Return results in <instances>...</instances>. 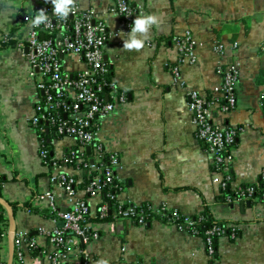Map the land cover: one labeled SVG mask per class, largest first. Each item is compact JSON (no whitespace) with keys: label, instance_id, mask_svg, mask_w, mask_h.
Wrapping results in <instances>:
<instances>
[{"label":"crops","instance_id":"0c3cea01","mask_svg":"<svg viewBox=\"0 0 264 264\" xmlns=\"http://www.w3.org/2000/svg\"><path fill=\"white\" fill-rule=\"evenodd\" d=\"M138 9L136 18L155 14L158 24L146 34L136 33L144 41L140 49L124 47L130 39L121 18L106 13L111 0H78L84 7L94 6L104 12L111 37L104 47V56L111 70V79L126 101L115 102L114 111L98 120L97 141L107 153H118L116 169L121 190L117 198L139 205L150 202L154 209L162 204L194 214L206 206L216 219L235 225L239 234L218 237L215 256L209 257L200 236L189 234L174 225L151 220L144 226L125 219L114 223L100 222L98 207L102 194L87 198L91 224L100 226L99 238L85 244L94 262L138 261L142 264H264V201L241 205L222 201L212 156L195 136L188 109L187 90L203 93L221 83L217 72L220 56L213 49L221 43L228 59L238 63L237 104L228 115L216 113L225 125H243L237 143L231 148L228 170L232 186L253 185L263 179L264 115L262 94L264 69L258 52L264 41V0H129ZM34 0H0V36L9 35V43L0 44V196L14 205L17 233H24L32 242L25 251L27 264H48L53 246L42 230L50 231L57 219L23 208L30 202L40 208L37 195L51 191L60 212L70 206L68 196L53 179L59 173L73 176L79 182L85 177L82 168L66 161L77 148L92 159V149L81 147L69 135L48 133L49 152L54 161L49 166L40 155L41 141L32 118L42 101V91L28 75L29 64L18 43L25 40L28 28L22 15L34 8ZM250 18L246 30L244 18ZM190 29L196 41V63L180 61L170 42L172 36ZM236 33L234 42L231 35ZM161 37L160 41L157 38ZM168 40V42H166ZM69 71L84 68V62L73 54L61 57ZM180 64L181 83H176L172 67ZM100 169L99 172L100 173ZM6 215V213H5ZM125 246L126 251L121 248ZM5 264H18L14 246L8 237L0 249ZM69 264L73 256L69 255Z\"/></svg>","mask_w":264,"mask_h":264},{"label":"built area","instance_id":"2783aa9c","mask_svg":"<svg viewBox=\"0 0 264 264\" xmlns=\"http://www.w3.org/2000/svg\"><path fill=\"white\" fill-rule=\"evenodd\" d=\"M34 1V8L22 15L28 31L26 39L21 40L18 47L29 64V77L35 80L36 87L43 93L41 101L43 105L55 113L61 110L64 116H47L40 113L39 104L37 113L32 118V124L37 127L41 120H47L54 126L55 135L72 136L81 147H90L93 154L90 169H95L96 162L101 161L104 154H108L109 165L100 167V173H103L105 180L101 181L97 176L84 189L87 198L96 197L101 195L104 182L111 183L117 180L115 170L120 166L118 153H107L102 144L97 141L98 120L110 115L117 102L126 101L124 92L117 89L112 79L106 78L110 66L104 56V47L111 37V31L108 28L105 13L94 6L84 7L78 3V0H74V10L62 19L54 12L52 0ZM39 10H44L48 20L33 26L31 21ZM106 13L119 16L125 26L131 29L138 15V9L129 0H111ZM8 39V34H2L0 44L7 42ZM172 41L180 61L196 63L198 60L195 52L196 41L190 29H185L182 34L174 36ZM213 49L220 56L216 69L221 77V83L214 87L210 94L197 89L187 90L191 122L195 128L196 139L205 145V149L212 156L214 168L220 174V177L215 179L220 188L223 189L229 184L233 190L240 192L242 198H249L253 195L255 188L248 186L242 189V186H232V177L228 170L231 154L227 149L244 130V126L225 125L216 115V113L228 115L236 108L239 67L237 62L227 58L221 43H215ZM65 54L79 57L84 62V68L79 71L66 70L61 60ZM171 70L175 82L181 83L180 64L173 66ZM44 153L40 150L42 159L45 156ZM262 176L264 179V172ZM53 179L59 181L64 188L70 206L64 212H60L51 191H43L37 195L38 204L56 211L57 217L50 231H41L49 237L53 246L48 264H69L67 262L69 255L73 256V264H99L94 262L90 253L84 248L85 244L99 238L100 226L86 221L89 215V204L87 198L77 195L76 185L79 181L63 173H59ZM2 183L0 176V188ZM239 200L240 198H237L233 201L239 202ZM227 201L232 202L230 199ZM123 203L125 202L120 201L117 207V214H119L117 220L109 223L111 228L121 219L131 224L144 226L146 224L144 215L140 212L124 211L121 205ZM108 210L106 203L101 201L97 217H104ZM232 227L236 226L232 225ZM223 233L224 229L220 227H213L206 232L207 236L203 241L210 258L216 251L212 245V236ZM7 237L8 227L0 226V249L5 245ZM31 243L24 233H15L13 246L18 264H27L24 261V255ZM121 250L125 252L126 247L123 246ZM106 262L107 264H139L138 261L124 260L117 263ZM0 264H5L1 257Z\"/></svg>","mask_w":264,"mask_h":264},{"label":"trees","instance_id":"16d2710c","mask_svg":"<svg viewBox=\"0 0 264 264\" xmlns=\"http://www.w3.org/2000/svg\"><path fill=\"white\" fill-rule=\"evenodd\" d=\"M244 23H245V28L246 30L249 29L250 25V18L245 17L244 18ZM236 33H233L230 37L231 40L234 42ZM174 36L171 37L170 42H173ZM162 38L159 37L157 38L158 41H160ZM10 40L7 42L1 43L2 45L8 44ZM168 42V40L166 41ZM235 43V42H234ZM258 52L260 54H264V41L261 43ZM112 77V70L110 68L109 73L106 75V78L110 80ZM260 82L264 80V69H262V72L260 73L259 76ZM237 93V92H236ZM210 94V93H208ZM262 113L264 115V93L262 94ZM39 112L46 114L47 116L49 115H55L56 117H63L64 113L58 111V113L48 110L45 108L43 103L41 102L39 105ZM37 129V134L38 137L41 141V150H43L44 157H43V162L47 165H51L54 159L50 155L49 152V147H48V142H47V137L48 133L52 134L54 133V126L51 125L47 120H41L38 126L36 127ZM57 136V135H56ZM239 136V135H238ZM238 138V137H237ZM237 138L235 142L228 147V152L231 150L232 147H234L237 143ZM203 144V143H202ZM204 145V144H203ZM205 147V145H204ZM206 148V147H205ZM91 160L93 159L86 153V152H79L77 148H74L71 152H69L68 156L66 157V161L75 167L82 168L85 172V177L82 182H78L76 185L77 189H85L88 184L95 179V177L99 176L101 181L105 180V177L103 173H98L100 167L107 166L109 165V158L108 154H104V157L101 158V161L96 162L97 167L95 169H90L89 165L92 164ZM117 171L115 170V173ZM232 185V184H231ZM242 186V189L248 187V186H253L255 188V191L253 195L249 198H242L240 195V192L233 190L230 185H226L223 189L221 188V198L222 201H227L228 199L230 200H235L237 198H240V202H250L251 204L256 203L258 201H264V180H259L257 184L253 185H240ZM121 190V185L118 182V180H114L111 183L104 182L103 189H102V199L103 202L106 203V205L109 207V210L107 211L106 215L102 218H96L100 222H110L117 220L119 214H117V207L120 205V200L117 198V194ZM122 205L123 210H129V213L131 211L134 212H140L144 215L146 224L150 222L151 220H158L164 224L168 225H174L179 229L187 231L189 234H193L196 236H200L203 240L206 238L207 234L206 232L208 230H211L213 227H220L221 229H224V234H234L233 238H235L239 234V229L237 227L233 228L230 226L231 223H228V221L221 220V219H216L211 211L206 208V206H203L198 212L194 214H184L182 213L179 209H174V208H166L165 204H162L160 207L157 209H154L151 205L150 202L143 201L139 205L132 204L130 202H125ZM13 210H14V205H12ZM23 208L28 209L32 212H38L42 214L43 216H49L53 217L56 214V211L51 210L49 208H40L37 206H32L30 202H26L23 204ZM128 215V212H126ZM98 216V214H97ZM133 218H136L133 216ZM96 219H91L89 215L86 217V221L90 222ZM0 226L7 227L8 226V220L5 215V210L4 208L0 205ZM221 235H216L214 234L212 236V245L216 249V244H217V239ZM216 252V251H215ZM15 255H16V250H15ZM215 256V253H214ZM100 261H97L99 263ZM139 264H142L139 262Z\"/></svg>","mask_w":264,"mask_h":264},{"label":"clouds","instance_id":"9594fccd","mask_svg":"<svg viewBox=\"0 0 264 264\" xmlns=\"http://www.w3.org/2000/svg\"><path fill=\"white\" fill-rule=\"evenodd\" d=\"M54 5V12L58 14L62 19L66 18L70 12L74 10V0H52ZM48 20L47 14L44 10H39L38 14L31 21L33 26H37ZM159 20L155 14L144 15L136 18L133 21V25L130 32V39L124 41V47L128 49H140L144 45L142 39L136 37V33L146 34L149 31L150 26L158 24ZM99 264H107L106 261L101 260Z\"/></svg>","mask_w":264,"mask_h":264},{"label":"water","instance_id":"95a60500","mask_svg":"<svg viewBox=\"0 0 264 264\" xmlns=\"http://www.w3.org/2000/svg\"><path fill=\"white\" fill-rule=\"evenodd\" d=\"M262 66H264V55L262 56ZM89 149V147L87 148ZM91 163L93 161L91 160ZM250 205V202H241V205ZM0 205L4 208L6 217L8 220V239L11 245V248H13V238L16 233L17 224H16V218L14 215V210L12 205L2 196H0ZM64 212V211H63Z\"/></svg>","mask_w":264,"mask_h":264}]
</instances>
